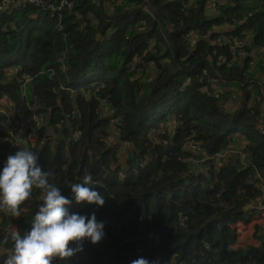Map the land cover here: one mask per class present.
Masks as SVG:
<instances>
[{"label":"trees","instance_id":"trees-1","mask_svg":"<svg viewBox=\"0 0 264 264\" xmlns=\"http://www.w3.org/2000/svg\"><path fill=\"white\" fill-rule=\"evenodd\" d=\"M70 1L61 19L35 5L0 13V98L13 102L0 112V136L37 113L51 112L55 129L36 149L1 143L0 168L26 148L63 195L90 175L105 199L68 206L94 213L105 237L54 264H264V235L232 248L233 224L255 212L245 206L264 203V0ZM238 134L248 142L228 151ZM187 141L228 159L195 170L204 155L183 149ZM41 196L34 189L18 217L0 210V264Z\"/></svg>","mask_w":264,"mask_h":264},{"label":"clouds","instance_id":"clouds-1","mask_svg":"<svg viewBox=\"0 0 264 264\" xmlns=\"http://www.w3.org/2000/svg\"><path fill=\"white\" fill-rule=\"evenodd\" d=\"M74 134L72 132L71 144L79 141H73ZM38 161L34 152L19 148L14 154L7 156L4 166L0 168V210L18 217L20 205L32 195L33 190L39 189L42 193V202L31 220V227L23 234L11 232L10 238L14 246L5 264H54L56 260H67L77 251H82L84 241L96 245L105 237V224L98 221L94 213L85 216L70 213L68 209L73 201L97 206L105 204L104 197L89 186L92 177L86 175L80 183L71 184L68 187L71 191L69 198L49 182V174L41 168ZM256 203L264 204L252 203L254 210L253 205ZM70 244H75V247ZM132 264L153 262L141 257L133 260Z\"/></svg>","mask_w":264,"mask_h":264},{"label":"built area","instance_id":"built-area-1","mask_svg":"<svg viewBox=\"0 0 264 264\" xmlns=\"http://www.w3.org/2000/svg\"><path fill=\"white\" fill-rule=\"evenodd\" d=\"M24 5H35L42 8H46L52 13V16H58L60 19L65 9L69 10L73 8V2H71L70 0H0V13L7 10H11L14 7H21ZM242 40L239 41L237 47L240 48L243 47ZM241 53L244 54V51ZM29 80L30 78L29 76H27L22 86L25 87V85ZM214 88L216 89L213 91L212 95L215 97H219V92L221 90L218 87H214ZM250 90L253 91V89ZM1 99L4 101V104L3 106L2 105L0 106V112L9 115L8 111L6 110V107L13 106L11 97L9 94H4ZM262 108L264 110V100H263ZM45 121H46L45 116L41 113H37L34 114L31 119L23 120L22 125H20L18 122L15 123L11 122V128L9 129L7 135L0 136V144L5 142H12L16 146H20L25 142V139H28L29 140L28 142L31 144L32 148L35 149L38 148L40 146L41 140L47 142L52 139V133L48 134L46 137H44L43 133L42 134L39 133ZM260 132L264 135V125L260 126ZM26 134H27V138L25 137ZM80 135H81L80 131L76 130L73 137V141L74 142L78 141ZM108 138L111 139L110 136ZM183 149H187L197 153H203L204 161L210 159V162H217L219 157V156L208 155L199 144L193 141H187L183 146ZM253 207L258 211L264 212V204L262 203H256L255 205H253Z\"/></svg>","mask_w":264,"mask_h":264},{"label":"crops","instance_id":"crops-1","mask_svg":"<svg viewBox=\"0 0 264 264\" xmlns=\"http://www.w3.org/2000/svg\"><path fill=\"white\" fill-rule=\"evenodd\" d=\"M12 69H15V68H12ZM25 94H27V93H25ZM0 104H2V105L4 104V101L1 98H0ZM41 114H43V113H41ZM50 115H51V112H48L46 116L44 115L45 118H46V121H45L44 125L41 127V129L39 131L40 134H42V133L44 134L45 132H46L47 135L51 134L52 132L54 133L55 129L50 127V125H49L51 121L48 122V118H49ZM51 120H52V118H51ZM44 129H45V131H44ZM68 135H69V137H71L72 133L70 132ZM60 137H63L62 134L60 135ZM237 137H238L237 142L241 141V144H239L240 147H238L236 152L240 151L241 149H243L245 147V144L248 142L243 135L238 134ZM52 139H54V137ZM236 147L237 146H235V144H232V146L230 148H231V150L234 151L235 149H233V148H236ZM67 148H69V147H67ZM191 152H193V151H191ZM194 153H197V152H194ZM244 155H246V154L243 153L242 156H244ZM226 159H228V158H227V155L225 154L224 155V160H226ZM194 165H195L194 166L195 170L202 169V171H203V169L205 170V168L207 167V165H205V163H204V160H194ZM196 165H197V167H196ZM259 177H262L261 174L259 175ZM255 202L256 201L251 202V204L245 206V209L246 210L252 209L251 205H252V203H255ZM250 217H251V219H250V221L248 223L237 222V223L234 224V226L237 228L238 233H243L246 229L252 228L253 229V231H252L253 245L258 246V245L261 244L260 236L264 235V212H262V213H258L256 211L252 212L250 214ZM238 248H240V247H238ZM238 248H235V250H237Z\"/></svg>","mask_w":264,"mask_h":264},{"label":"rangeland","instance_id":"rangeland-1","mask_svg":"<svg viewBox=\"0 0 264 264\" xmlns=\"http://www.w3.org/2000/svg\"><path fill=\"white\" fill-rule=\"evenodd\" d=\"M243 42V45H244V39L242 40ZM240 48V47H239ZM242 48V47H241ZM240 48V49H241ZM241 52H243V51H241ZM251 89H253L254 90V87H251ZM64 125V121L63 122H59L57 125H56V127L58 128V127H60V126H63ZM168 125H170L171 127H175V125L174 124H170V123H168ZM53 133V132H52ZM112 141V140H111ZM118 144V143H117ZM125 144V145H124ZM239 144H241V141H239V142H235V145H239ZM118 146V149L120 150V151H124L125 149H126V146H127V144L126 143H121L120 142V144H118L117 145ZM233 149H235L234 151H236L237 150V148H233ZM221 156H224L223 154H220L219 155V157H218V160H217V162H215V163H217V164H220V157ZM223 161H224V159H223ZM240 162L241 163H246V160H245V157H241V159H240ZM223 162H221V164H222ZM260 175V174H259ZM235 196V198H242V196H239L238 194H235L234 195ZM256 212H258V213H262V212H260V211H257V210H255ZM244 223V222H243ZM233 228H234V230L236 231V233H237V238H236V242L232 245V247L234 248H238V247H240V248H238V249H242V248H244V249H247L248 247H251V245L252 246H256V245H253V235H252V231H253V229L252 228H248V229H246L243 233H238V230H237V228L234 226V224H233ZM234 248V249H235ZM142 252V251H141Z\"/></svg>","mask_w":264,"mask_h":264},{"label":"water","instance_id":"water-1","mask_svg":"<svg viewBox=\"0 0 264 264\" xmlns=\"http://www.w3.org/2000/svg\"><path fill=\"white\" fill-rule=\"evenodd\" d=\"M22 88H23V90L25 91V87L22 86ZM61 92H62L61 90L58 92V96H60ZM51 118H52V117H51V115H50L49 118H48V122L51 121ZM229 150H231V148H229L228 151H229ZM223 159H224V156H221V157H220V163L223 162ZM209 162H210V159H207V160L204 161L205 164H207V163H209ZM196 167H197V165H196ZM196 169H197V168H196ZM257 177H259V174H257Z\"/></svg>","mask_w":264,"mask_h":264}]
</instances>
